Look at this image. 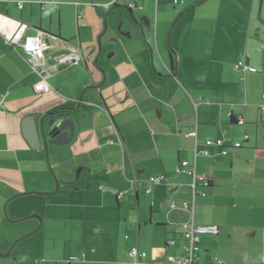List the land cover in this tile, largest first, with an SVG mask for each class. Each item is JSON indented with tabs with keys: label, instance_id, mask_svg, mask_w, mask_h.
I'll return each mask as SVG.
<instances>
[{
	"label": "crops",
	"instance_id": "0c3cea01",
	"mask_svg": "<svg viewBox=\"0 0 264 264\" xmlns=\"http://www.w3.org/2000/svg\"><path fill=\"white\" fill-rule=\"evenodd\" d=\"M168 1L0 0V253L12 248L0 264H137L133 247L146 252L139 264H184L191 222L218 227L200 235L198 264H264V1L261 18L258 0H181L171 15ZM160 6L177 17L176 56L157 37L162 68L147 36ZM129 9L147 17L144 34ZM38 27L53 34L47 68L59 53L81 55L49 72L48 91L35 89L42 75L20 47ZM204 51L229 64L214 72ZM67 105L71 143L33 148L25 120L41 126ZM183 160L205 178L196 193L176 171ZM158 175L166 181L147 192Z\"/></svg>",
	"mask_w": 264,
	"mask_h": 264
},
{
	"label": "built area",
	"instance_id": "2783aa9c",
	"mask_svg": "<svg viewBox=\"0 0 264 264\" xmlns=\"http://www.w3.org/2000/svg\"><path fill=\"white\" fill-rule=\"evenodd\" d=\"M175 4H178L181 0H172ZM19 5H22V2H19ZM49 42L43 35L36 34V35H27L20 45L22 51L25 54H28L29 61L33 65L35 71H37L40 75H42V80H40L36 85L35 89L37 91H48L50 89L49 85L46 83V77L50 74V71L58 70L61 67L69 66L75 63H78L80 61V53L73 49L71 52H62L55 56V64L52 67L47 68L45 61H44V54L45 49L49 46ZM240 67H243L245 69H248L250 71H256V68L254 66L245 65L243 61L237 62L234 66L235 69H238ZM44 72V73H43ZM264 109V105H263ZM244 120H240L239 123L242 124ZM246 139L248 137L247 133L244 136ZM208 145L211 144H217V145H223V140L221 138L212 139L208 138L205 140ZM235 146H241L242 142H234ZM189 162L188 160H183L180 162V164L176 167V171L179 172H185L191 176H193V180L191 182L192 188L194 193L197 192L196 185L197 182L200 180H204V176L199 175L196 173L195 169H189ZM165 175H158L154 176L153 178H150L148 180L149 187L147 188V192L151 190V187L156 183H163L165 182ZM205 184H208L205 182ZM193 193V194H194ZM123 192L118 193V197H121ZM171 208H175L176 204L173 202L169 205ZM183 208H190L192 205L189 204V202L185 201L181 205ZM192 209V207H191ZM218 232V227L216 225H196L194 222L186 223L183 225V236L185 237L187 244L186 250L188 252V257L190 255H195L196 251L198 250V242L200 240V235L203 234H214ZM129 257H131L133 260H136V263H140V259L144 258L146 256V252L140 251L137 247H133L129 252ZM76 258V257H73ZM184 264H191V260L186 258H183ZM214 264H223V261L220 259H216Z\"/></svg>",
	"mask_w": 264,
	"mask_h": 264
},
{
	"label": "water",
	"instance_id": "95a60500",
	"mask_svg": "<svg viewBox=\"0 0 264 264\" xmlns=\"http://www.w3.org/2000/svg\"><path fill=\"white\" fill-rule=\"evenodd\" d=\"M203 1H207V0H203ZM131 5L135 7L134 3ZM129 10H130V14L132 16L133 21L135 20L134 22L138 23L136 17L133 14L132 9H129ZM141 19L145 21L146 25L149 24L147 17H145V19L142 17ZM139 26L141 27L142 33L144 34L142 25H139ZM36 29L38 33L46 37V39L49 42V38L53 36V34H50L49 31L43 28H40V27ZM100 49H101V42H100ZM150 52L152 53V50H150ZM151 59L153 60V57H151ZM96 63H97V60H96ZM175 73H176V66H175V72H173L172 74L176 75ZM74 109L75 108H70V109L65 110L64 112L62 111L61 113L53 112L51 117L47 118V121L42 122L41 126H39V123L36 121L35 116L28 117L23 123V130H24V135L26 139L28 140L29 144L33 148L34 147L39 148L41 146H44L46 149L47 148L49 149V147L53 145L62 146V145H67L71 143V141L73 140L74 134H75V122L72 117L73 115L75 116ZM26 218L28 217H24L22 219L12 220V221L19 222L21 220H25ZM25 237L26 235L18 239L21 240ZM16 243L17 241L15 242V244ZM11 250L12 248L6 251L5 254L3 253L4 256L10 255ZM187 255H188V252H187ZM185 258H186L185 261H187V259H190L192 261L191 264H198L196 253L195 255H190L189 258L187 257Z\"/></svg>",
	"mask_w": 264,
	"mask_h": 264
},
{
	"label": "rangeland",
	"instance_id": "374dc122",
	"mask_svg": "<svg viewBox=\"0 0 264 264\" xmlns=\"http://www.w3.org/2000/svg\"><path fill=\"white\" fill-rule=\"evenodd\" d=\"M263 1L264 0H258V2H257V10H256L257 11L256 12L257 18L262 17L261 14H262ZM172 2H173L172 0H169L167 7H166V9L168 10V14H170V15L173 14L174 11H177L178 9H180V7H181L180 5L179 6L174 5V3H172ZM166 9L163 6H160V24H159L160 27H159L158 31H157V27L155 28V20H154L155 19V13H154V17L152 19L154 21V25H153V29H152L153 32H151L153 35H151V34L147 35L149 38L148 40L152 41V45L154 48L155 63L159 68L163 67V62H164L162 60L161 53L164 54L166 59H168L171 57L170 47L172 49H174L172 46V44H174L172 33L174 32V23H176L175 20H177V17L173 18V16H170V18H168L169 17L168 15L165 16V14L167 13ZM179 14L180 13H178L176 15L178 16ZM157 16H158V13L156 14V19H157ZM109 35H110V33L107 34L106 39L108 38ZM157 37H158V41L160 42L159 47L161 48V53L159 52V47L156 45ZM101 44H102V42H101ZM104 48L106 49V46H104ZM105 49L103 52L101 51L102 54L99 57V61L101 63H107L106 60L108 59L107 58L108 56L106 55L107 51H105ZM176 52H177V50L174 49V55L175 56L177 54ZM234 53H235V50L233 51V54ZM212 55L213 54L211 53V51H204V53H203V56H205V57L208 56V65H210V62H211V69L214 72H217V70H219L221 68L222 64H226V63L229 64L227 59L221 57L220 55H213L212 61H211ZM94 59L96 60V57ZM96 65L99 66V64H96ZM225 69H226L225 72H235L236 71L228 65H226ZM101 72H103V71L101 70ZM21 222H23V221H19V222H15V223L19 224ZM0 254H2V253H0Z\"/></svg>",
	"mask_w": 264,
	"mask_h": 264
},
{
	"label": "trees",
	"instance_id": "16d2710c",
	"mask_svg": "<svg viewBox=\"0 0 264 264\" xmlns=\"http://www.w3.org/2000/svg\"><path fill=\"white\" fill-rule=\"evenodd\" d=\"M112 5L119 6V4L115 2L113 4L108 5V7H111ZM70 108H73L72 105L60 106V107L55 108L53 111L48 112L46 116H51L53 112L61 113L62 111L64 112L65 110L70 109ZM69 187L70 188L75 187V183H71Z\"/></svg>",
	"mask_w": 264,
	"mask_h": 264
},
{
	"label": "flooded vegetation",
	"instance_id": "af4514ba",
	"mask_svg": "<svg viewBox=\"0 0 264 264\" xmlns=\"http://www.w3.org/2000/svg\"><path fill=\"white\" fill-rule=\"evenodd\" d=\"M129 7L132 8L133 6L130 4ZM131 17H132V16H131ZM132 20H133V19H132ZM134 21H135V20H134ZM137 22H138V23H136V24H137V25H142L143 28H144L145 25H146V23L144 22V20L141 19V18H140V19H137ZM134 23H135V22H134ZM150 50H152V49L150 48Z\"/></svg>",
	"mask_w": 264,
	"mask_h": 264
}]
</instances>
